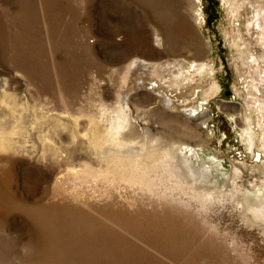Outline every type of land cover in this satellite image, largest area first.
<instances>
[{
    "label": "rangeland",
    "instance_id": "374dc122",
    "mask_svg": "<svg viewBox=\"0 0 264 264\" xmlns=\"http://www.w3.org/2000/svg\"><path fill=\"white\" fill-rule=\"evenodd\" d=\"M194 1L0 0V81L7 80L9 91L24 101L33 103V95L42 92L56 112L46 113L48 127L59 124L69 108L82 125L92 119L103 132L112 114L100 122L101 104L126 96L134 119L158 125L169 142L201 144L208 157L224 163L228 176L238 168L244 204L240 199L204 204L187 187L165 196L170 184L160 182L154 191L122 183L123 194H137L143 204H129L111 187L109 196L97 201L90 199L97 194L93 182L80 183L74 175L65 185L91 201L55 198L53 180L59 172L88 159L83 140L61 127L48 143L58 148L49 152L50 163L39 166L26 158L14 163L12 190L19 203L0 206V264H264V220L251 210L264 204H246L252 182L260 185L264 177L257 166L264 158L253 157L240 138L247 124L242 112L252 119L249 125L259 140L263 118L248 93L253 72L243 63L245 44L240 46L238 38L241 26L251 51L259 57L264 53L254 25L264 0H247L236 19L223 0H197L199 22ZM132 54L159 62L174 56L204 59L215 74L201 87L215 81L221 87L206 104L209 117L189 119L176 108L162 109L164 101L140 85L144 76L137 69L124 80ZM22 198L26 202L18 205ZM45 202L68 204H40Z\"/></svg>",
    "mask_w": 264,
    "mask_h": 264
},
{
    "label": "bare ground",
    "instance_id": "6f19581e",
    "mask_svg": "<svg viewBox=\"0 0 264 264\" xmlns=\"http://www.w3.org/2000/svg\"><path fill=\"white\" fill-rule=\"evenodd\" d=\"M223 2L228 14L231 15L230 18L236 19L241 17L247 0H223ZM193 10L194 18L199 19L198 22L202 20L201 8L197 0L193 3ZM254 17L256 19L254 25L260 30L257 42L264 47V12L258 9ZM249 24L250 21L247 23L248 28ZM238 31L240 33L238 38L241 41L239 45L245 44L243 63L253 72L248 93L256 99L264 127V98L260 99L264 86V68L261 67L260 59H264V53L261 57L254 54L250 49V42L245 40L241 26H238ZM159 37L160 35H157L158 39ZM174 57L159 62L132 54L129 56L131 61L124 65L123 79L127 80L130 73L137 69L144 76L139 80L140 85L146 86L162 98L164 101L162 109L176 108L175 112L189 119L205 120L209 117L206 104L221 90L217 81L210 88L201 87L208 76H213L214 70L200 57ZM176 93L183 94V97L177 96ZM125 97L113 104H101L100 122L105 120V116L112 114L109 126L103 132H100L99 125L94 123L95 120L91 119L88 125H82L80 115H76L69 108H65V114L61 116L62 121L59 124L55 122L48 127L46 113L53 115L56 112L55 108L48 106L42 92L38 91L33 95V103L30 100L24 101L19 97V93L9 91L7 80L0 81V206L19 203L12 190L15 180L13 166L17 159L26 158L39 166L50 163L49 152L58 148H52L48 143L50 139L59 135L61 127L69 128L78 139L83 140L88 159L80 167L71 163L59 172L53 180L55 198L61 199L59 195L63 198L66 195V199L73 202L88 204L90 199L102 201L103 197L109 196L111 187L115 189L114 193L119 198L127 199L129 204H143V197L137 194L136 197L125 196L119 189L122 183L131 186L146 185L149 190L154 191L157 189V183L160 182L167 186L170 184L163 192L165 196L174 197V191L186 192L185 187H187L198 193V199L204 204L224 202L229 199L230 201L240 199V203L244 204L238 183L240 178L238 168H235L230 176L224 175L217 169V164L210 162L212 158L202 150L201 144L181 140L169 142L166 133L159 130L158 125L150 122L142 123L134 119L132 105L127 98L125 100ZM190 106L198 109V114L185 115L182 109ZM241 117L247 120L240 134L242 142L253 156L257 154L258 146L262 152L258 153L260 157L257 158H264V138L259 140L254 135V129L249 125L252 119H248L250 117H247L245 112L241 113ZM88 129L90 132L87 131ZM208 136L214 137L213 131L208 132ZM257 166L264 174V159L261 164L257 163ZM70 175L79 178L80 183L91 185L90 182H93L97 194L88 199L77 191L69 189L64 181ZM260 182V185L255 181L252 182L251 194L249 193L246 204H256V206L264 204V177ZM258 187L259 190H254ZM111 198L113 199L114 196ZM25 200L27 199L22 198L23 202L18 205L26 202ZM92 203L96 202L90 204ZM251 210L258 212L259 214L255 216L264 220V209L254 207ZM124 222L127 224V221Z\"/></svg>",
    "mask_w": 264,
    "mask_h": 264
},
{
    "label": "water",
    "instance_id": "95a60500",
    "mask_svg": "<svg viewBox=\"0 0 264 264\" xmlns=\"http://www.w3.org/2000/svg\"><path fill=\"white\" fill-rule=\"evenodd\" d=\"M182 110L184 111L185 115H188V116H191V115H194V114H198V109H194V108H192V106H190L189 108H185V109L183 108ZM201 153H202V151H201ZM210 162H212V163L214 162L215 164H217V167H218L217 169L220 172H223L224 175L227 174V176H228V173H227V171L225 169L224 163L221 160L212 158V160Z\"/></svg>",
    "mask_w": 264,
    "mask_h": 264
},
{
    "label": "flooded vegetation",
    "instance_id": "af4514ba",
    "mask_svg": "<svg viewBox=\"0 0 264 264\" xmlns=\"http://www.w3.org/2000/svg\"><path fill=\"white\" fill-rule=\"evenodd\" d=\"M215 74V73H214ZM225 92H226V90H225ZM257 151V154L256 155H254L253 157H257L258 156V153L259 152H261L260 150H256ZM249 152V151H248ZM263 154H261V156H262ZM264 156V155H263ZM258 157H260V156H258Z\"/></svg>",
    "mask_w": 264,
    "mask_h": 264
}]
</instances>
